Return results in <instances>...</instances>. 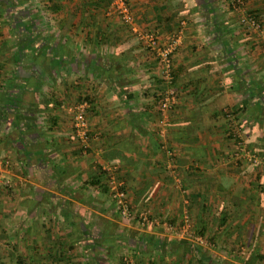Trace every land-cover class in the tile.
<instances>
[{"label": "crops", "instance_id": "crops-1", "mask_svg": "<svg viewBox=\"0 0 264 264\" xmlns=\"http://www.w3.org/2000/svg\"><path fill=\"white\" fill-rule=\"evenodd\" d=\"M127 1L139 28L163 40L182 34L177 103L165 113L154 58L102 0H0V264H91L79 231L89 223L173 242L166 251L123 247L133 264H264V168L230 158L240 135L264 154V34L239 21L252 12L264 25V0H219L213 24L194 0ZM50 45L61 64L51 65ZM83 97L82 154L69 103ZM30 114L35 127L23 126ZM113 164L150 223L121 226L95 181ZM185 214L188 234L178 236ZM114 248H99L100 264L120 263Z\"/></svg>", "mask_w": 264, "mask_h": 264}, {"label": "built area", "instance_id": "built-area-1", "mask_svg": "<svg viewBox=\"0 0 264 264\" xmlns=\"http://www.w3.org/2000/svg\"><path fill=\"white\" fill-rule=\"evenodd\" d=\"M241 3L242 0H234L231 3V6L236 8L239 7L238 5ZM105 11L107 16L114 15L118 17L123 24L127 25L143 48L154 58L156 74L164 81L165 84L164 89L159 92L157 107L161 113H165L173 109L177 103L178 97L177 89L173 84V55L181 42V32L178 31L171 35L169 39L163 40L155 31L148 28H139L134 20V16L127 0H110ZM239 21L244 27L254 29L264 34V26L261 25L254 15L243 14L240 16ZM87 107L88 102L85 100L76 102L69 107L73 115V133L84 152L90 139L89 126L86 120ZM160 123L163 126L159 130V133L163 136L165 133L164 118L160 119ZM238 144V151L242 152V156L252 162H255L256 164L259 163V159L247 150L243 143L239 142ZM239 152L235 153V158L240 156ZM3 166V161L0 160V169H2ZM103 169L107 173L106 185L109 196L114 203V208L119 212L120 217L124 219H134L136 211L133 210L132 201L129 197V191L126 183L118 175V165H106ZM148 215V211L139 210L138 215H136L137 221L141 224H147L149 222ZM183 217L184 225L180 226V232L188 228V216L185 214ZM195 240L200 245H205L207 243L201 236L195 237Z\"/></svg>", "mask_w": 264, "mask_h": 264}, {"label": "trees", "instance_id": "trees-1", "mask_svg": "<svg viewBox=\"0 0 264 264\" xmlns=\"http://www.w3.org/2000/svg\"><path fill=\"white\" fill-rule=\"evenodd\" d=\"M102 1L104 2L105 7L107 8V5H108L110 0H102ZM194 1H195V7L199 10V12L203 16V20L206 21L207 23L208 22H212V24H213V19H215L217 17V14L219 13V11L217 9V5H218V1L219 0H194ZM233 1L234 0L230 1V6L232 5L231 3ZM241 5H242V3L240 5H238V6L240 7ZM9 6H10V4H9ZM11 6H12V2H11ZM15 7H13L14 11H15ZM245 14L254 15L256 17V19L261 23V25L264 26L263 22L258 19L256 14H254L252 12H246ZM216 26H218V23H216ZM216 26H214L215 27L214 30L216 29ZM46 47L48 49V45ZM49 49L50 50H52V49L54 50L55 49V51H53L54 53L53 54L51 53V55H52V57H51V65L52 66H55L56 64H59V63L61 64L66 59L63 56V54H59L58 45H55V46L54 45H50ZM100 71L101 70H99V72ZM172 75H173V70H172ZM158 78H159L158 81L160 82V89L156 93V97H155V94H154V98H155V102L156 103L158 102V99H159V92H161L164 89V86H165L164 81L160 77H158ZM173 84H174V75H173ZM84 100L88 102V107L86 108V111H87L89 109L90 105H91L90 104L91 101L89 99H87L86 97H83L81 99L78 98L76 102H81V101H84ZM25 119H26V121L23 122V126H25V127H30V126L35 127L36 126L35 121H34L35 119L32 117L31 114L27 115ZM238 119L239 118H236V120H238ZM238 138H236V141L240 142V140ZM258 154H261V153H258ZM261 156H263V155L261 154ZM257 167H259V166L257 165ZM101 172H102L101 174H103V175H101L100 179L99 178H95V181H96V183L99 182L98 184L101 185L103 189H106L108 191V188H107V185H106V175H107V173H106V171L104 169H102ZM107 195L110 198L109 193H107ZM138 211L139 210H137L135 212L134 219H136V221H137V216L136 215H138ZM116 213H117V215H119V212L117 210H116ZM148 219L150 221V219H151L150 214L148 215ZM183 222H184V220H183ZM91 225H92V223H89L87 225H81L79 227V231H80L82 237L84 238V242H85V247L84 248L89 250L91 253H93V255H92V259L93 260H92L91 264H100V261L98 260V255H101L102 254L101 252L104 253L103 254L104 256L107 255V254L111 255L112 249L115 247V245L117 246V244H118V247H120V248L128 247L129 245H131L134 248L141 250L142 248H144V246H146L149 243V244H152V246L154 248H156L157 250H159V251L160 250L161 251H166V249H168V246L170 248V245L172 246V244H173V242H171V241L170 242H165V241H162L159 238H155V236H152V235L147 237V235L138 236V235L135 234L134 236H132L130 233H126V232H123V231L120 232L119 236L116 235V233L115 234H110V235H105L100 230L99 231H93L92 228H91ZM181 225H183V224H181ZM180 226L178 227V229L180 228ZM195 235L196 236H201V237H203L206 240V238L202 235L201 232H197ZM112 236H114V239L119 238L120 242L119 243L118 242H113L114 240H111ZM206 242L208 243L207 240H206ZM99 248L102 249L101 252H99ZM114 250H115V248H114ZM114 250H113L112 254L115 252ZM96 251H98L99 253L95 254ZM130 259L131 258H129L127 256L121 257V258H119V262H120L119 264H133L132 259L131 260Z\"/></svg>", "mask_w": 264, "mask_h": 264}, {"label": "rangeland", "instance_id": "rangeland-1", "mask_svg": "<svg viewBox=\"0 0 264 264\" xmlns=\"http://www.w3.org/2000/svg\"><path fill=\"white\" fill-rule=\"evenodd\" d=\"M76 102V101H75ZM75 102L74 101H72L71 103H69V107L70 106H72L73 104H75ZM70 110V109H69ZM246 136H244V135H240L239 136V140H240V142L241 143H243L244 145H245V147H246V149L247 150H249L251 153H253L254 155H255V157L256 158H258L259 159V163H255V162H252V161H250V160H248L247 158H245L244 156H242V152H239L238 151V143L239 142H237V141H235V143L233 144L234 145V150H233V152H232V154H231V159L234 161V162H238V163H241V162H244V163H246L249 167L248 168H250V169H253V171L255 172V173H258L260 170H262V169H260V167H257V165L258 166H261V168H264V154H262L263 156H261V154H258V151H260L259 150V148H258V146L257 145H255L254 147L252 146L251 148L249 147V144L250 145H252V143H253V138L252 137H250V141L248 142V140L246 141L245 139H247V138H245ZM75 139V138H74ZM260 146V145H259ZM81 152H82V154L83 153H86V149H85V152L83 151V149L81 150ZM236 152H239L240 153V156L238 157V158H235V153ZM261 161V162H260ZM263 166V167H262ZM118 175H119V177H121V179H123L124 181H125V179L122 177V176H120V167L118 166ZM254 181V180H253ZM126 183V182H125ZM179 187H180V191L182 190V189H186L185 188V186L183 185V183L181 182V181H179ZM126 186H127V188H128V191H129V197H130V199H131V201H132V207H133V210L134 211H137V210H142V211H148V209L147 208H142V209H138V207H137V205H135L134 204V202H133V198H132V193L130 192V187L127 185V183H126ZM183 194H184V196L185 195H188V192L186 193V192H183ZM185 198H187L186 196H185ZM148 213H149V211H148ZM119 218H120V223H121V226H122V224H126V223H129L131 220L130 219H124V218H122V217H120L119 216ZM184 218V217H183ZM126 220H130V221H126ZM132 221L133 222H135L136 221V219H132ZM131 221V222H132ZM139 224H141L140 222H138ZM148 223H150V221L148 222ZM189 224V223H188ZM178 229V227H175L174 229H173V233L174 234H176V235H183L185 232H186V234H188V232H187V229L186 230H182L181 232H180V228H179V230H177ZM127 232L129 233V231L127 230ZM202 246V245H201ZM120 250H121V254H120V256H119V258H121V257H124L125 256V250L124 249H122V248H120ZM140 257H142V256H140ZM139 257V258H140ZM172 256H169V260L167 261H165V263H167V264H171L172 263V258H171ZM140 260H141V258H140ZM140 260H139V262H140ZM118 261V260H117ZM182 264V263H181Z\"/></svg>", "mask_w": 264, "mask_h": 264}]
</instances>
